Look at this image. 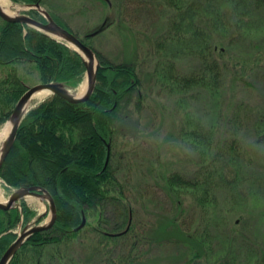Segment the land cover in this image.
I'll return each mask as SVG.
<instances>
[{
    "label": "trees",
    "instance_id": "16d2710c",
    "mask_svg": "<svg viewBox=\"0 0 264 264\" xmlns=\"http://www.w3.org/2000/svg\"><path fill=\"white\" fill-rule=\"evenodd\" d=\"M13 1L45 6L59 24L93 47L99 66L96 87L89 99L72 102L52 94L32 106L18 128L0 170L3 185L8 189L33 185L46 188L54 198L57 217L50 229L31 234L9 264H156L159 260L162 264H200L213 250L208 243L217 234L207 227H193L194 214L198 208L205 214L217 208V192L225 185L241 190L237 185L242 182L239 170L244 167L239 131L246 124L245 118H255L252 125L258 132L256 140L264 135V107L256 111L252 107L244 109L241 102L228 119L222 108L216 110L224 94L226 97L228 74L233 81L246 80L247 68L264 63V42L260 46L263 51L252 54L236 52L225 45L226 40L232 43L234 37L230 32L233 22L226 20L228 12L224 7L232 4L239 14L246 10L262 18L264 0H114L113 6L100 0L111 9H119L122 15L125 10L139 11L143 4L149 6L151 14L160 11L159 17L167 19L168 26L153 41L156 50L195 54L199 66L192 73L182 74L166 58L158 62L156 73L169 82L172 90L186 93L203 89L211 107L208 123L190 114L180 127L181 137L199 154L198 169L193 175L180 171L163 174L164 194L158 197L160 202L152 199L159 202L163 215L155 226L150 225L148 233L136 218L134 202L149 186L130 182L115 162L118 138L131 139L143 128L139 113L147 106L148 93L138 65L130 57L123 56L121 61L109 59L94 46V31L80 36L52 4L46 6L47 0ZM27 13L46 21L36 9ZM27 65L37 70L40 82L60 81L71 89L81 84L86 73L82 54L66 41L0 17V130L29 87L23 73ZM201 93L197 90V95ZM228 123L234 127V131L229 129L230 137L226 131ZM207 153L212 154L208 159ZM232 166L237 171L234 178L229 175ZM36 215L25 199L10 209L0 208V257L16 239L18 226L26 225ZM212 215L218 218L215 212L203 217L209 218V227ZM90 216L97 221L88 219ZM84 217L86 223L77 228ZM42 219L43 216L36 218ZM237 235L240 233L233 228L226 233L223 264H237V260H241L240 264H264L263 248L250 252V238L245 235L239 239ZM155 242L181 250L153 255L151 246ZM235 242L241 247L242 257H236L237 250H232ZM218 254L215 262L222 258Z\"/></svg>",
    "mask_w": 264,
    "mask_h": 264
},
{
    "label": "rangeland",
    "instance_id": "374dc122",
    "mask_svg": "<svg viewBox=\"0 0 264 264\" xmlns=\"http://www.w3.org/2000/svg\"><path fill=\"white\" fill-rule=\"evenodd\" d=\"M108 1L110 6L114 5V0ZM11 2L16 13L29 10L22 3L13 0ZM51 4L54 6L55 12L80 36H87L88 32L95 31L92 36L94 46L99 48L109 59L121 61L124 60L123 56L125 59L130 57L133 58L136 66L138 65V71L148 93L147 106L139 113L143 128L131 139L123 136L118 138L115 162L119 163L122 168L121 175L127 173L130 182H139V184L149 186L147 192L139 198L140 200L134 202V207L137 210L136 218L143 223V229L148 233L150 225L153 223L152 226H155L163 215L158 199L160 195L164 194L163 174L180 171L193 175L198 169L199 154L181 137L180 127L183 126V122L190 114L202 118L205 123L211 119V107L208 104V98L204 95L205 91L197 88L186 93L172 90L169 82L156 73L157 65L159 61L164 62L168 58L175 63L179 73L189 74L198 68L199 58L195 54H185L180 50L165 51V53L163 50H156L153 41L167 30L168 20L163 16L159 17L160 11L156 13L154 11L151 14L146 3V6L144 7L143 4L139 11L125 10L123 15L119 13V9L115 7L111 9L108 4L100 0H47L46 6L50 7ZM224 9L228 12L226 20L232 21L234 26L230 28V32H233V42L230 43L229 40H226L225 45H230V50L243 51L242 53L246 54L262 52L263 47L260 46L264 42V14L262 18L260 14L252 15L246 10H243L245 13L239 14L232 4H226ZM118 18H121L122 22ZM205 18L209 20V17ZM125 35L127 36L125 37ZM23 70L28 86L40 82L36 69L27 65ZM85 78L76 89H72L73 93L79 91ZM244 79L253 83H246L244 82L246 80L243 79L233 81L231 75L227 76L226 97L224 94L221 105L219 103L216 106V110L222 108L221 111H224L222 114L227 119L234 114L235 108L241 102L245 105L244 109L252 107L256 111L257 108L264 107V63L260 62L252 68H247ZM229 86L233 87L229 89ZM197 90L202 91L201 95H197ZM229 94L232 98L231 101ZM43 100H35L31 107ZM254 119L252 115L249 116V119L245 118L246 124L239 131L244 167L239 170L242 182L237 185L241 190L225 185L217 192L219 197L217 208L206 214L198 208V212L194 214L193 227L200 229L207 227L217 234L213 242L208 243V246L213 248L211 252H208L210 256L208 255L200 264L225 263V256L223 257L227 253L225 239L230 228H233L237 234L240 233L237 235L239 239L245 235L250 238L249 241L253 244L247 248L250 252H255L254 249L261 250L263 248L262 250H264V135H261L259 140L255 139L258 132L256 134L252 125ZM228 124L226 131L230 137L232 134L229 133V129L234 131V127L232 123ZM247 126L248 128L245 129ZM223 134L225 135V132ZM211 155V153H207V159ZM209 161L211 159L205 162ZM231 170L233 172L229 175L234 178L237 171L234 166ZM0 185L3 188L5 200H7L14 188H6L1 178ZM142 192L144 191L142 190ZM133 195L135 196L136 193L134 192ZM186 197L192 200L190 195ZM24 199L32 209L37 211V215L30 221V224L37 222L36 218L42 213L43 219L40 223L50 220L51 213L46 198L27 195ZM152 199H157L159 202H152ZM214 212L218 218L216 219V216L212 215V225L209 227V218L203 219V217H208ZM95 218L94 216L88 217L92 221H97ZM21 229L22 226L19 225L15 231L19 232ZM155 237L160 239V236ZM151 248L154 250L151 252L153 255L164 254L170 249H175L177 252L180 249L158 242H155ZM234 249L237 250L236 257H242L241 247L237 242L234 243L232 250ZM218 253L222 255V258L215 262ZM240 262L241 260H237L236 263L240 264ZM156 264H162L161 260Z\"/></svg>",
    "mask_w": 264,
    "mask_h": 264
},
{
    "label": "water",
    "instance_id": "95a60500",
    "mask_svg": "<svg viewBox=\"0 0 264 264\" xmlns=\"http://www.w3.org/2000/svg\"><path fill=\"white\" fill-rule=\"evenodd\" d=\"M26 8H33L42 13L46 21L40 20L26 12H18L15 14H9L3 8L0 2V17L6 21H19L30 26L36 27L49 35L62 39L66 41L71 47L78 50L85 61L86 66V90L82 93V95H78L77 93H73L72 89L69 88L64 82L60 81H50V82H38L28 87V89L21 95L18 99L13 111L11 112L7 122L11 123L10 131L8 136L4 142L3 148L0 152V170L5 161L9 151L11 150L15 139L18 128L26 115V113L31 108L28 107L29 101L32 95L41 89H49L52 94H59L62 97L72 101V102H83L90 98L92 93L96 87L97 81V70L99 66V60L96 54V51L85 43L80 37H78L75 33H73L68 28L59 24L51 15V13L40 3H27L24 4ZM95 31L92 33V35ZM27 195H35L39 197L46 198L49 203V209L51 213L50 220L46 223H40L39 221L30 224L28 222L24 225L21 231L17 232L18 235L16 239L9 245V247L5 250V252L0 257V264H9L19 247L23 244V242L34 232L42 231L50 229L55 223L57 217V208L52 194L44 187L33 185V186H21L14 188L11 194L9 195L7 200L0 201L1 209H10L11 207L16 206V204ZM43 215L40 214L39 216ZM86 223V218H83L82 223L77 227L81 228ZM129 226L127 227V229ZM126 229V230H127ZM123 232V231H122ZM119 233H111V234H120Z\"/></svg>",
    "mask_w": 264,
    "mask_h": 264
},
{
    "label": "bare ground",
    "instance_id": "6f19581e",
    "mask_svg": "<svg viewBox=\"0 0 264 264\" xmlns=\"http://www.w3.org/2000/svg\"><path fill=\"white\" fill-rule=\"evenodd\" d=\"M3 8L6 10L7 13L9 14H15L16 12L14 11V5L12 4L11 0H0ZM86 80L84 81V84L80 87L79 91L77 92L78 95H82V93L86 90ZM50 95H52V92L49 89H41L36 91L28 104V107H30L32 105V103L36 100H43L47 97H49ZM10 127H11V123L7 122L4 127L1 129L0 131V152L3 148L4 142L8 136V133L10 131ZM5 197H4V191L3 188L0 185V201H4Z\"/></svg>",
    "mask_w": 264,
    "mask_h": 264
}]
</instances>
